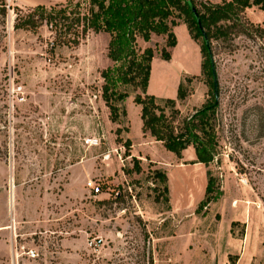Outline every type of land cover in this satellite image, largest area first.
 Masks as SVG:
<instances>
[{
    "label": "rangeland",
    "instance_id": "1",
    "mask_svg": "<svg viewBox=\"0 0 264 264\" xmlns=\"http://www.w3.org/2000/svg\"><path fill=\"white\" fill-rule=\"evenodd\" d=\"M6 1L11 10L6 28L0 26V264H264V43L243 37L213 43L219 148L206 166L195 163L192 147L178 159L150 134L136 136L134 127L130 136L128 118L111 121L103 72L119 88L118 71L128 58H108L109 34L92 33L77 48L52 50L48 27L38 34L14 30L16 7L84 0ZM246 15L264 27V10ZM137 47L161 52L166 38L138 39ZM206 80H198L205 85L202 101H177L182 118L211 100ZM184 84L188 97L195 93V83ZM119 90L128 93L126 102L141 94L133 87ZM88 139L98 144L88 146ZM127 140L136 144L131 156ZM132 151L144 160L134 162ZM157 171L168 177V195ZM210 175L216 191L208 203ZM88 180L100 194L89 192Z\"/></svg>",
    "mask_w": 264,
    "mask_h": 264
},
{
    "label": "trees",
    "instance_id": "2",
    "mask_svg": "<svg viewBox=\"0 0 264 264\" xmlns=\"http://www.w3.org/2000/svg\"><path fill=\"white\" fill-rule=\"evenodd\" d=\"M252 8L264 10V0H223L220 4H213L210 0H84L51 7H16L13 9L14 30L38 34L42 28L48 27L52 33V50L61 47L77 48L92 33L109 34L108 58L114 63L128 58L125 69L118 71L120 87H133L135 91H141V94L136 95L134 103L141 107L143 133L150 134L178 159H182L183 153L192 147L197 159L195 163L208 166L218 156L219 148L216 115L220 88L218 85L216 96L211 62L213 43L233 42L243 37L263 44L264 27L253 23L246 15L247 10ZM10 10L7 1L0 0L2 28H6ZM181 22L201 47L202 75L206 77V85L212 94L207 104L187 118H182L177 104V101L183 102L188 98L185 84L180 85L177 100H159L147 94L153 59L157 53L164 60L171 59L170 49L177 45L173 30ZM154 35L166 38V47L161 52L151 47L138 49V39L148 43ZM124 39L126 44L121 42ZM103 77L106 79L103 99L110 110V119L120 124L122 119L128 118L125 102L129 95L120 91V87L115 89L116 83L110 82L106 71ZM192 82V78L186 79L188 86ZM122 132L121 128L116 132L118 141ZM123 146L129 154L132 141H125ZM5 149L7 156V146ZM133 161L139 164L137 158H133ZM140 170L138 165L137 171ZM156 174L164 184V193L168 195L167 175L160 171ZM215 191L210 175L206 189L208 203Z\"/></svg>",
    "mask_w": 264,
    "mask_h": 264
},
{
    "label": "crops",
    "instance_id": "3",
    "mask_svg": "<svg viewBox=\"0 0 264 264\" xmlns=\"http://www.w3.org/2000/svg\"><path fill=\"white\" fill-rule=\"evenodd\" d=\"M210 1L213 4H220L223 0ZM173 31L176 35L177 45L170 49V60H164L158 54L153 59L147 94L155 96L157 99L177 100L180 85L186 83V79L192 78L193 82L190 85L195 83V93H192L188 99L183 102L191 104L193 101H202L205 94V85L202 82H198L199 77L202 75L203 64L201 47L192 39L187 26L183 22L174 27ZM155 37L159 36H152V40ZM125 106L128 119L132 124L130 136L134 132V127L136 129V136L140 134L144 135L142 130L143 121L141 119V107L137 106L131 100L126 102ZM131 139L133 138L131 137ZM135 146L136 144L134 143L133 147L135 148ZM132 153V155L140 159V161L144 160L140 153H138V156L135 152L132 151Z\"/></svg>",
    "mask_w": 264,
    "mask_h": 264
},
{
    "label": "built area",
    "instance_id": "4",
    "mask_svg": "<svg viewBox=\"0 0 264 264\" xmlns=\"http://www.w3.org/2000/svg\"><path fill=\"white\" fill-rule=\"evenodd\" d=\"M86 144L88 146H95L98 144L97 140H92V139H88L86 141ZM86 187L89 190V192H91L93 195H98L100 194L101 188L100 186H98L95 181L93 180H88V182H86Z\"/></svg>",
    "mask_w": 264,
    "mask_h": 264
},
{
    "label": "water",
    "instance_id": "5",
    "mask_svg": "<svg viewBox=\"0 0 264 264\" xmlns=\"http://www.w3.org/2000/svg\"><path fill=\"white\" fill-rule=\"evenodd\" d=\"M211 62H212V71H213V75H214V84H215V95L218 96V79H217V73H216V68L214 65V59L212 57L211 54Z\"/></svg>",
    "mask_w": 264,
    "mask_h": 264
}]
</instances>
